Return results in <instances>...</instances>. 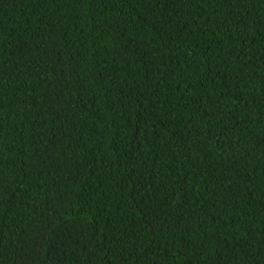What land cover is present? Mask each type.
Returning a JSON list of instances; mask_svg holds the SVG:
<instances>
[{"label":"trees","instance_id":"1","mask_svg":"<svg viewBox=\"0 0 264 264\" xmlns=\"http://www.w3.org/2000/svg\"><path fill=\"white\" fill-rule=\"evenodd\" d=\"M262 242L264 0H0V264Z\"/></svg>","mask_w":264,"mask_h":264},{"label":"snow or ice","instance_id":"2","mask_svg":"<svg viewBox=\"0 0 264 264\" xmlns=\"http://www.w3.org/2000/svg\"><path fill=\"white\" fill-rule=\"evenodd\" d=\"M153 2H155V0H153ZM238 2H239V0H238ZM222 26H223V25H220V26H218V27H222ZM242 35H243V34L241 33V36H242ZM231 38H232V37H229V39H231ZM237 38H239V37H237ZM215 110H216V111H219L218 108L215 109ZM145 123H147V122L145 121ZM236 147H242V145H240L239 141H237L236 144L232 146V150L234 151ZM262 243H264V242H262ZM250 247H251V245H250Z\"/></svg>","mask_w":264,"mask_h":264}]
</instances>
